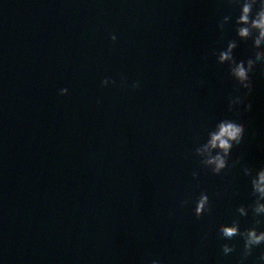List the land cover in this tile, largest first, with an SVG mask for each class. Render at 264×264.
I'll use <instances>...</instances> for the list:
<instances>
[{
	"label": "water",
	"instance_id": "water-1",
	"mask_svg": "<svg viewBox=\"0 0 264 264\" xmlns=\"http://www.w3.org/2000/svg\"><path fill=\"white\" fill-rule=\"evenodd\" d=\"M238 12L236 0H0V264H254L264 245L242 261V239L219 230L255 224L236 208L253 199L243 167L264 166V65L247 88L218 61L233 39L234 60L254 55ZM228 116L244 137L213 172L196 150Z\"/></svg>",
	"mask_w": 264,
	"mask_h": 264
},
{
	"label": "clouds",
	"instance_id": "clouds-1",
	"mask_svg": "<svg viewBox=\"0 0 264 264\" xmlns=\"http://www.w3.org/2000/svg\"><path fill=\"white\" fill-rule=\"evenodd\" d=\"M236 6L239 9L238 15L234 18L236 36L245 39L252 38L255 48L254 55L249 54L246 58L234 60L232 56V49L236 47V40H230L227 48L221 51L218 57L219 62L228 60L231 62L232 75L241 81L247 88L251 86V72L254 70V65L260 62L264 65V0H236ZM232 19L231 16L225 15L219 23L223 27ZM112 40L116 37L113 35ZM113 83L112 80L106 78L101 81L102 86ZM133 87H138V83H134ZM67 92L66 89H61L60 94ZM241 96L237 95L235 98H230L229 103L239 102ZM246 107H251L250 104ZM245 125L235 117L228 116L222 118L216 125L215 129L208 135L207 142L201 147L197 148V154L204 157L203 163L210 166L213 172H220L229 164V153L234 143L239 144L244 137ZM215 149V151H213ZM239 160L233 163H238ZM245 176L248 177L250 184V193L253 197L250 204L247 206L240 205L236 211L240 216H247L249 209L255 218V224L241 230L238 222L234 219L230 225H221L220 233L227 240H231L234 236H239L243 241L242 261L250 255L253 249L264 245V228H258L264 222V166L259 168H251L249 166L243 167ZM207 192L201 193L197 200V207L195 212L200 215L202 210L208 208ZM233 251L232 246L225 243L222 245L223 254L227 255ZM151 264H159L158 260H152ZM254 264H264V252L257 258Z\"/></svg>",
	"mask_w": 264,
	"mask_h": 264
}]
</instances>
